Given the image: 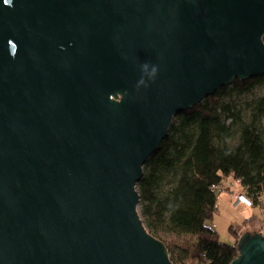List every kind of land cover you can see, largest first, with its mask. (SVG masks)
<instances>
[{"label":"water","instance_id":"95a60500","mask_svg":"<svg viewBox=\"0 0 264 264\" xmlns=\"http://www.w3.org/2000/svg\"><path fill=\"white\" fill-rule=\"evenodd\" d=\"M262 75L264 0H0V264H175L145 163L176 114ZM237 248L264 264L258 227Z\"/></svg>","mask_w":264,"mask_h":264},{"label":"trees","instance_id":"16d2710c","mask_svg":"<svg viewBox=\"0 0 264 264\" xmlns=\"http://www.w3.org/2000/svg\"><path fill=\"white\" fill-rule=\"evenodd\" d=\"M263 83L264 75L236 78L191 109L176 114L167 137L146 161L144 167H156L170 144L176 142L175 151L182 161L178 178L171 186H156L159 195L143 210L147 228L165 242L169 252L170 243L176 244L179 236H191L201 257L199 264H229L238 254V240L249 228H232L236 239L228 244L220 241L206 220L217 209L221 193L213 186L225 187L231 177L240 179L242 191L253 205L261 204L264 96L241 104L234 95Z\"/></svg>","mask_w":264,"mask_h":264},{"label":"rangeland","instance_id":"374dc122","mask_svg":"<svg viewBox=\"0 0 264 264\" xmlns=\"http://www.w3.org/2000/svg\"><path fill=\"white\" fill-rule=\"evenodd\" d=\"M264 96V83L255 86L252 91L242 94H235L234 99L241 104ZM176 120L174 117L173 122ZM172 122V123H173ZM176 142L170 144L168 151L166 152L164 159L158 163L156 167H144L141 180L137 183L136 188L140 195V201L138 210L143 222L145 223V217L143 210L148 207L152 200L156 198L158 188L156 186L162 185L165 187L174 184L178 178L182 161L176 154ZM235 178L231 177L229 183L233 182L232 187H225V190L232 189L233 195H222L225 192H221L217 199V209L213 212V215L206 220V224L214 228L219 234L221 242L234 244L236 234L232 230H240L244 228V225L250 224L253 220L250 219L252 215L243 214L242 207L238 204L245 202H238V197L243 194L242 186L240 183H234ZM229 194V193H228ZM231 196H234V201H231ZM264 199V195H263ZM253 208V214L256 215L255 225L264 229V201L262 205L250 204ZM146 225V224H145ZM172 243V242H171ZM170 243L171 252L170 255L174 262L177 264H199L201 263V257H199L195 237L179 236L176 239V244Z\"/></svg>","mask_w":264,"mask_h":264},{"label":"crops","instance_id":"0c3cea01","mask_svg":"<svg viewBox=\"0 0 264 264\" xmlns=\"http://www.w3.org/2000/svg\"><path fill=\"white\" fill-rule=\"evenodd\" d=\"M230 180H231V178H229L226 182H225V185H227V183H229L230 182ZM226 187V186H225ZM223 192H225V193H223ZM223 193V194H222ZM222 195H224L225 197L227 196V195H233V190L232 189H229V190H223L222 191ZM229 193V194H228ZM263 195H264V190H263V193H262V201H261V204L260 205H262V203H263V201H264V199H263ZM231 201H233L234 203H235V201H234V196L232 197L231 196ZM238 205H240L241 207H242V212H243V214H245V215H252L251 217H249L250 219H252L253 221L252 222H250V224H246V225H244L245 227H248L250 230L252 229V228H257L258 227V230H260V227L259 226H256L255 225V220H256V215H254L253 214V208H252V206L251 205H248V204H246V203H240V204H238ZM254 206V205H253ZM256 217V218H255Z\"/></svg>","mask_w":264,"mask_h":264},{"label":"built area","instance_id":"2783aa9c","mask_svg":"<svg viewBox=\"0 0 264 264\" xmlns=\"http://www.w3.org/2000/svg\"><path fill=\"white\" fill-rule=\"evenodd\" d=\"M234 183H235V185L236 184H238V183H240L241 184V181H240V179H236L235 178V181H234ZM232 185H233V182L232 183H228L226 186L228 187H232ZM224 186H221V185H214L213 186V189L214 190H219L220 192H222L223 190H224ZM245 202L246 204H248V205H250L251 204V202H250V200L249 199H247L246 197H245V195H243V194H240L239 195V197H238V202ZM263 232H264V230H262Z\"/></svg>","mask_w":264,"mask_h":264},{"label":"clouds","instance_id":"9594fccd","mask_svg":"<svg viewBox=\"0 0 264 264\" xmlns=\"http://www.w3.org/2000/svg\"><path fill=\"white\" fill-rule=\"evenodd\" d=\"M144 69H145V71H147V65L144 66ZM154 74H155V68H153L152 73H149V75H154ZM142 82L143 81H141V83Z\"/></svg>","mask_w":264,"mask_h":264},{"label":"flooded vegetation","instance_id":"af4514ba","mask_svg":"<svg viewBox=\"0 0 264 264\" xmlns=\"http://www.w3.org/2000/svg\"><path fill=\"white\" fill-rule=\"evenodd\" d=\"M261 231V230H260Z\"/></svg>","mask_w":264,"mask_h":264}]
</instances>
